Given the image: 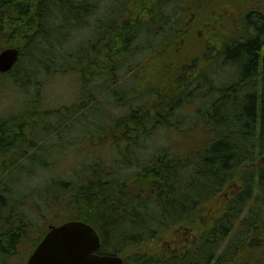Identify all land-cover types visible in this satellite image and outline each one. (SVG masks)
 I'll return each instance as SVG.
<instances>
[{"label":"trees","instance_id":"1","mask_svg":"<svg viewBox=\"0 0 264 264\" xmlns=\"http://www.w3.org/2000/svg\"><path fill=\"white\" fill-rule=\"evenodd\" d=\"M48 1L0 0V47L20 51L0 92L18 90L14 107L23 100L0 115V264L67 221L90 225L99 254L125 264H264V0H59L53 21ZM7 4L15 10L3 16ZM233 23L242 42L223 34ZM84 29L75 47L53 37ZM209 40L215 48L191 67L170 58ZM197 64L208 76L190 75ZM45 71L77 73L76 102L42 109ZM201 78L209 96L199 105L200 87L189 86ZM198 126L207 142L182 154L153 143ZM77 128L84 150L63 132ZM76 148L79 161L65 165ZM85 152L93 164L80 161ZM17 175L31 178L28 189Z\"/></svg>","mask_w":264,"mask_h":264},{"label":"rangeland","instance_id":"2","mask_svg":"<svg viewBox=\"0 0 264 264\" xmlns=\"http://www.w3.org/2000/svg\"><path fill=\"white\" fill-rule=\"evenodd\" d=\"M124 0H119L118 2H123ZM235 2L231 0V2L229 3L230 6H237L234 4ZM120 6V5H119ZM117 6V8L119 7ZM226 17V16H225ZM224 17V19H225ZM230 26V30L229 27L227 26L226 29L229 30V33L227 34L228 36H230L234 30H235V25L234 23ZM237 28V26H236ZM222 30V29H220ZM236 31V30H235ZM86 34H88L87 30L86 31H75L73 32V39L72 41V47H75V45L81 41ZM200 35L202 36V33H200ZM220 36V35H219ZM54 38L59 41V36L55 35ZM54 42V40H53ZM216 42V41H215ZM67 43V42H65ZM192 50V48L190 49ZM40 74H43V72H41ZM38 81L41 82V86H40V90H37L41 93V108L42 109H47V110H52V109H59L61 107L64 106H70L72 105L78 97L79 94V87L80 84L78 82V76L76 73L73 72H69V73H54V72H46L41 76V78L38 79ZM180 86H182L180 84ZM5 91H1L0 92V115H3L6 111L5 110H18V112L20 111L22 104H23V100L22 99H18L19 103L16 107H14V105L16 104L15 101L11 102V99H17L18 97V93L16 95H14L17 91H13V89L11 88L10 90L12 92H7V88L4 87ZM11 108V109H10ZM15 113V112H14ZM180 115L182 116L181 120L183 121L182 124L184 125H190V119H187V114L184 113V111L182 113H180ZM203 127L202 124H199ZM201 130V127L198 126L196 130H189L187 131L186 128H182L178 131H169V132H162L155 135L153 138V143L162 146V148L164 150L167 151H172L175 152V154H182L183 150L184 151H188L191 148H197L199 147L201 144H205L208 140L207 138V134L204 133H199V131ZM67 137L69 139H74L75 137H81L80 138V146L81 148L84 150V148H87L85 146H87V141H85V146H84V135L86 134V132H84L83 129L77 128L75 131H73L74 133H68L69 130L67 131H63ZM199 133V136L197 138L196 134ZM87 140V139H86ZM170 148V149H169ZM67 154L65 155L66 158V164L65 165H72L75 162L74 161H79V157L82 155V153L84 151L79 150V149H75V150H68L66 151ZM146 154H148V152L146 151ZM22 160V159H20ZM81 162H84L86 164H93L94 161V157H93V153H88L85 152V159L81 158L80 160ZM20 175H17V180H18V186L17 188L20 189L22 187H26V189H28L27 186H30L32 183L31 178H27V181L25 180V178H20ZM15 179V177H10L6 180L7 184H10L13 180ZM16 192H18V190L15 188ZM30 191V190H29ZM32 218L34 219V216H32ZM37 227L40 228L41 232L43 230V225L41 223L37 224ZM36 244V242H33L32 244L29 243H25V245L21 246L19 251L20 253H18L15 258H12L10 260V264H25L28 256L30 255V253L32 252V249L34 247V245ZM1 259V258H0Z\"/></svg>","mask_w":264,"mask_h":264},{"label":"water","instance_id":"3","mask_svg":"<svg viewBox=\"0 0 264 264\" xmlns=\"http://www.w3.org/2000/svg\"><path fill=\"white\" fill-rule=\"evenodd\" d=\"M14 49L0 53V73L8 72L17 60ZM100 243L95 231L81 222L50 227L26 264H123L117 256H99Z\"/></svg>","mask_w":264,"mask_h":264},{"label":"flooded vegetation","instance_id":"4","mask_svg":"<svg viewBox=\"0 0 264 264\" xmlns=\"http://www.w3.org/2000/svg\"><path fill=\"white\" fill-rule=\"evenodd\" d=\"M64 1H65V3H67L69 5V3H70V2H68L69 0H64ZM56 2H62V1L49 0L48 4H47V8H46L45 12H47L50 21H53L54 15H55L54 13H58V15L60 13H64V11H60V12L57 11V9L55 8ZM62 3H64V2H62ZM14 10H15V8H12V7H10V5L7 4L5 7L2 8L1 13L3 14V16H5L4 12L7 13V12L14 11ZM45 12H43V13H45ZM241 42H242V40H241ZM193 244H194V241H191L190 245H193Z\"/></svg>","mask_w":264,"mask_h":264}]
</instances>
